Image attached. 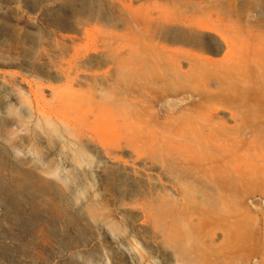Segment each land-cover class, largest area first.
<instances>
[{"label": "rangeland", "instance_id": "374dc122", "mask_svg": "<svg viewBox=\"0 0 264 264\" xmlns=\"http://www.w3.org/2000/svg\"><path fill=\"white\" fill-rule=\"evenodd\" d=\"M0 201V264H264V0H0Z\"/></svg>", "mask_w": 264, "mask_h": 264}, {"label": "bare ground", "instance_id": "6f19581e", "mask_svg": "<svg viewBox=\"0 0 264 264\" xmlns=\"http://www.w3.org/2000/svg\"><path fill=\"white\" fill-rule=\"evenodd\" d=\"M5 203H6V201H0V215L2 214L1 209H3V210L5 211ZM1 224H2V223H1ZM8 245H9V247H13V246L16 245V244H15V242L12 240V241H10V243H9ZM8 254H9V253H7V255H8ZM9 255H10V254H9ZM17 263H18V264H30L27 260H21V261H18ZM81 263H82V264H93L92 261H91L89 258H87V257H84V258L82 259Z\"/></svg>", "mask_w": 264, "mask_h": 264}]
</instances>
